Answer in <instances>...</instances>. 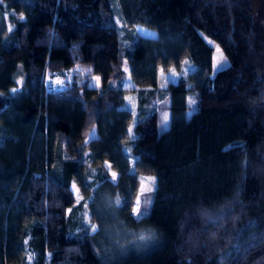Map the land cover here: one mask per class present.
<instances>
[{
	"label": "trees",
	"instance_id": "trees-1",
	"mask_svg": "<svg viewBox=\"0 0 264 264\" xmlns=\"http://www.w3.org/2000/svg\"><path fill=\"white\" fill-rule=\"evenodd\" d=\"M0 264H264V0H0Z\"/></svg>",
	"mask_w": 264,
	"mask_h": 264
},
{
	"label": "rangeland",
	"instance_id": "rangeland-1",
	"mask_svg": "<svg viewBox=\"0 0 264 264\" xmlns=\"http://www.w3.org/2000/svg\"><path fill=\"white\" fill-rule=\"evenodd\" d=\"M135 29L138 32H140L142 34H146V35H155L156 34L155 29L144 26L142 24H137L135 26ZM206 39L209 42V44L213 47L212 72H211L213 74L218 69L226 66L229 63V61H228V58L226 57L224 51L222 50V48L220 47V45L216 41L211 40L208 37H206ZM221 56L223 57V59H219ZM124 67H125V70L128 72V62L127 61H125ZM170 79L174 80L175 76H170ZM52 82L55 84L61 85L63 81H62L60 76H53ZM92 83L96 84L97 82L93 79ZM124 84L126 86H128L129 88H133V86H134L128 74L126 76ZM137 101H138V97H137L136 90L131 91L127 94L125 105L128 108H130L131 110H135V107L137 105ZM215 149H216V146H215V142L212 139L210 129L208 127H201L199 129L198 147H197V167H198V179H197V181L199 182V184H202L204 187H207L209 185L213 188V186H214V171H215L214 153H215ZM111 173L112 174L115 173V176L117 175V173L114 171H112ZM71 188H72V191L75 195L76 204H78L82 199V195L80 194V192H79V190L75 184H72ZM153 188H154V185H153V180L151 179V177L150 176L142 177V181H141V184L139 187V193L150 191ZM139 203H140V199L137 198L135 203H134L133 209H132L133 214L136 216H139V214L135 213L134 209L137 208ZM75 224H76V226H75L76 229H78L79 228L78 222H76Z\"/></svg>",
	"mask_w": 264,
	"mask_h": 264
},
{
	"label": "snow or ice",
	"instance_id": "snow-or-ice-1",
	"mask_svg": "<svg viewBox=\"0 0 264 264\" xmlns=\"http://www.w3.org/2000/svg\"><path fill=\"white\" fill-rule=\"evenodd\" d=\"M219 59H223V57L221 56ZM218 62H219V61H218ZM164 119L167 120V115H165ZM113 176H115V173H113ZM134 212L137 213V214L140 213L139 205L137 206L136 209H134Z\"/></svg>",
	"mask_w": 264,
	"mask_h": 264
}]
</instances>
